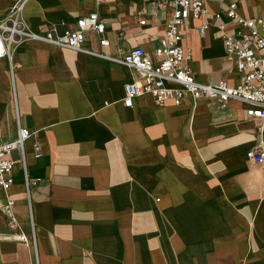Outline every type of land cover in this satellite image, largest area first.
Segmentation results:
<instances>
[{"label": "crops", "instance_id": "crops-1", "mask_svg": "<svg viewBox=\"0 0 264 264\" xmlns=\"http://www.w3.org/2000/svg\"><path fill=\"white\" fill-rule=\"evenodd\" d=\"M205 1L211 15L230 3L245 18L264 14V0ZM20 5V28L57 34L97 12L109 46L93 31L80 51L22 38L14 69L0 60V139L32 132L10 193L30 237L29 203L35 223V244L3 241L0 264H264V163L248 157L264 153V119L238 100L124 104L125 85L140 78L121 58L136 47L154 55L168 5L0 0V17ZM182 32L198 82H240L215 20L205 35L191 21ZM0 232H9L1 213Z\"/></svg>", "mask_w": 264, "mask_h": 264}, {"label": "built area", "instance_id": "built-area-1", "mask_svg": "<svg viewBox=\"0 0 264 264\" xmlns=\"http://www.w3.org/2000/svg\"><path fill=\"white\" fill-rule=\"evenodd\" d=\"M153 5H168L170 17L166 24L163 37L160 38L150 55L144 48L136 47L129 50L121 58V62L133 69L140 81L129 83L124 88V104L133 107L136 98L150 95L160 106L168 103L181 105L186 96L194 100H215L220 107L232 100L248 105L246 115L255 119H264V14L255 18H245L239 13L237 3L228 4L220 13L211 15L205 0H147ZM103 3L104 0H96ZM21 5L15 7L13 16L0 17V60L7 59L11 70L14 69L12 45L19 39H35L59 47L75 51L82 50L89 32L100 37L103 47L109 46L105 38L106 24L97 12L84 16L77 21V28L65 30L57 34L56 30L39 29L38 31L20 28L17 17ZM212 20L222 32L227 60L234 65L239 74L240 82L232 85L226 79L216 83L203 84L198 82L188 65L189 54L183 45V28L188 22L198 23V30L205 35L210 29ZM145 25V21L140 22ZM32 132L20 127L18 138L13 142L0 139V213L7 219L9 232H0V245L3 241H17L29 245L35 244V223L30 207L32 236L25 233L16 213V201L10 191L14 185L13 168L17 163H24V145ZM36 156H40L41 148L34 145ZM14 152L19 153L18 159L13 158ZM248 157L255 163H264V153L251 151ZM35 181L25 174L26 194L29 198L31 186Z\"/></svg>", "mask_w": 264, "mask_h": 264}, {"label": "rangeland", "instance_id": "rangeland-1", "mask_svg": "<svg viewBox=\"0 0 264 264\" xmlns=\"http://www.w3.org/2000/svg\"><path fill=\"white\" fill-rule=\"evenodd\" d=\"M18 167H19V166H18ZM15 171H16V167L13 168V172H15Z\"/></svg>", "mask_w": 264, "mask_h": 264}]
</instances>
